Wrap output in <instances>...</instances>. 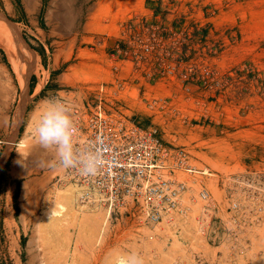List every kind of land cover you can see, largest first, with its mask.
Returning <instances> with one entry per match:
<instances>
[{"label": "rangeland", "instance_id": "obj_1", "mask_svg": "<svg viewBox=\"0 0 264 264\" xmlns=\"http://www.w3.org/2000/svg\"><path fill=\"white\" fill-rule=\"evenodd\" d=\"M50 96L79 112L99 100L183 148L185 212L106 215L68 169L41 167L54 153L33 133ZM130 255L264 264V0H0V264Z\"/></svg>", "mask_w": 264, "mask_h": 264}, {"label": "built area", "instance_id": "obj_2", "mask_svg": "<svg viewBox=\"0 0 264 264\" xmlns=\"http://www.w3.org/2000/svg\"><path fill=\"white\" fill-rule=\"evenodd\" d=\"M70 107L78 128L77 146L98 148L104 157L95 175L67 170L84 200L101 197L108 209L131 204L139 219L151 225L185 212L182 202L190 181L179 172L194 169L186 163L183 148L167 146L154 130L108 113L99 100L88 112ZM197 196L205 200L207 193L201 189Z\"/></svg>", "mask_w": 264, "mask_h": 264}, {"label": "clouds", "instance_id": "obj_3", "mask_svg": "<svg viewBox=\"0 0 264 264\" xmlns=\"http://www.w3.org/2000/svg\"><path fill=\"white\" fill-rule=\"evenodd\" d=\"M34 136L46 150L54 153L51 161H40L41 167L78 169L83 175H95L104 164L102 152L95 147L81 149L76 144L78 128L71 107L58 96L42 101ZM117 264H142L138 257L121 256Z\"/></svg>", "mask_w": 264, "mask_h": 264}, {"label": "bare ground", "instance_id": "obj_4", "mask_svg": "<svg viewBox=\"0 0 264 264\" xmlns=\"http://www.w3.org/2000/svg\"><path fill=\"white\" fill-rule=\"evenodd\" d=\"M187 191V190H186ZM186 191L184 192V194L186 193ZM99 199V198H98ZM109 214V210H108V208L106 209V215H108Z\"/></svg>", "mask_w": 264, "mask_h": 264}]
</instances>
